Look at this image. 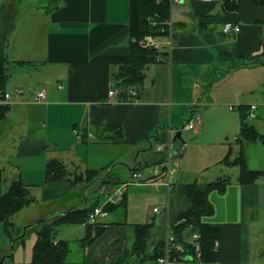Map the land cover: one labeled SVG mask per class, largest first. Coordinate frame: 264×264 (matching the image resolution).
I'll list each match as a JSON object with an SVG mask.
<instances>
[{
	"label": "crops",
	"instance_id": "crops-1",
	"mask_svg": "<svg viewBox=\"0 0 264 264\" xmlns=\"http://www.w3.org/2000/svg\"><path fill=\"white\" fill-rule=\"evenodd\" d=\"M160 8L145 13L146 21L166 31L154 34L156 60L130 100L108 94L135 41L130 0H0L4 92L10 94L0 98V191L20 179L38 202L35 212L15 214L25 213L21 224L14 218L24 230L103 203L102 183L128 182L124 200L106 217L56 225L57 239L67 242L60 264H151L147 255L164 238L165 216L157 215L170 189L230 170L224 189L209 192L212 209L202 218L215 229L216 253L186 264H264V0H183ZM226 21L239 23L240 31L224 33ZM37 90L45 91L43 100H34ZM252 103L256 117L250 119ZM245 112L259 135L240 140ZM192 116L195 127L186 128ZM240 152L246 169L259 173L256 179L239 180V166L226 163ZM51 159L71 173L47 177ZM164 161L177 170L170 189L164 180L126 178L128 171L148 176ZM145 223L151 226L146 255L130 257L136 226ZM24 232L13 240L0 226V264H30L36 233Z\"/></svg>",
	"mask_w": 264,
	"mask_h": 264
},
{
	"label": "trees",
	"instance_id": "trees-1",
	"mask_svg": "<svg viewBox=\"0 0 264 264\" xmlns=\"http://www.w3.org/2000/svg\"><path fill=\"white\" fill-rule=\"evenodd\" d=\"M230 1V0H227ZM168 0H162L159 3L156 0H130V32L135 38L130 45V56L128 60L119 65L118 70L113 76L115 86L121 88V95L125 97L127 88L138 86L144 78V69L150 62L156 60L157 53L154 49H144L138 44V40L146 34H160L166 31L165 26L148 25L146 21L147 12L153 10L159 11L168 7ZM143 5L148 6L146 10H141ZM159 6V7H158ZM234 2L229 7H234ZM160 12V11H159ZM6 29L0 30V98L5 91L7 80L6 63L4 47L6 45ZM259 134L247 121V112L241 114L238 137L240 140L254 138ZM226 163H233L239 166L238 179L241 181H252L258 177L257 171H249L243 164L242 153L240 152L234 160H227ZM87 173H90L87 171ZM69 173L64 164L51 159L46 163L47 177L66 176ZM1 181V171H0ZM228 181V177H218L209 182L201 180L191 183H183L170 189L169 210L173 216L170 218V228L175 237L169 244V257L180 256L179 261H189L195 259L193 243L187 239V235L196 232L199 235L200 261H205L208 255L216 253L214 241L217 240L215 229L202 220L203 216L211 212L212 206L208 199L209 192L216 188L222 191ZM178 202V204L175 203ZM33 202V197L27 185L20 179L11 181L4 192L0 191V226L3 232L13 240L23 238L24 230L35 231L36 240L32 249L30 264H60L64 261L67 252V242L57 239L55 227L59 223L65 222H85L88 220V213L91 208H76L62 214L52 221L40 219L39 221L24 227V230L17 227L13 221L14 215L23 207ZM176 204V206H174ZM109 207L108 209H112ZM89 229L87 230V237ZM151 235V226L148 223L136 226V240L132 251L138 252L139 247L145 252L148 247V240ZM164 235V234H163ZM165 251V239L161 238L153 244L148 253V259L151 264H157V258L162 256ZM187 257H190L187 260ZM146 260V259H145Z\"/></svg>",
	"mask_w": 264,
	"mask_h": 264
},
{
	"label": "built area",
	"instance_id": "built-area-1",
	"mask_svg": "<svg viewBox=\"0 0 264 264\" xmlns=\"http://www.w3.org/2000/svg\"><path fill=\"white\" fill-rule=\"evenodd\" d=\"M159 1V0H157ZM183 0H168L170 6L180 3ZM203 1H217V0H203ZM150 20V19H149ZM152 24H155V21L150 20ZM222 31L227 34H237L240 31V24L239 23H233L231 21H226L222 26ZM139 46L144 49H156L159 48L160 39L153 34H146L142 37V39L138 42ZM59 87H61L59 85ZM121 88L116 87L113 85L108 90V94L110 96H118L121 93ZM15 93L20 94L21 89H16ZM127 99L135 100L138 95V88L135 86L127 88L126 91ZM3 97L5 99L10 98V94L8 92H4ZM45 97V91L44 90H37L34 94V100L40 101L43 100ZM256 104L252 103L249 105L248 108V117L250 119H253L256 117ZM186 128H194L195 127V119L194 116H192L185 124ZM75 134L80 137V133L77 129H73ZM157 150H160L161 147L157 146ZM176 168L171 164L170 161H164L159 163L158 165L152 167L149 171L148 176H144L141 172H132L131 173V179H145L148 178L153 182H157L160 180H164L165 184L167 185V188H171V181L173 175L176 173ZM128 182H118V183H102L98 187V194L104 198L103 203L94 206L90 209L88 213V221L89 222H96L99 219H102L107 216L109 212V207H115L124 200L126 188H127ZM169 201L167 199V203L165 206V231H164V239H165V251L164 254L157 258V264H186L188 261H179L180 256H175L170 258L169 257V244H171L175 237L171 231L170 228V210H169ZM158 207L153 208V212H158ZM190 235V241L193 243L194 251H195V259L199 260L200 257V244L198 242L199 235L196 232L189 233ZM214 246L217 248L218 242L217 240L214 241ZM190 258V257H189ZM193 259H190L189 261H192Z\"/></svg>",
	"mask_w": 264,
	"mask_h": 264
},
{
	"label": "rangeland",
	"instance_id": "rangeland-1",
	"mask_svg": "<svg viewBox=\"0 0 264 264\" xmlns=\"http://www.w3.org/2000/svg\"><path fill=\"white\" fill-rule=\"evenodd\" d=\"M3 11H0V20H2V18H1V13H2ZM1 24V23H0ZM154 35V34H153ZM142 39V37L137 41V42H139L140 40ZM158 48H156V49H154V50H157ZM183 124V123H182ZM191 133V138H194L196 135L194 134V133H192V132H190ZM207 138H209V136H207ZM65 166V165H64ZM65 168H66V166H65ZM178 168V167H177ZM67 169V168H66ZM215 170V169H214ZM67 172L68 173H71V172H69L68 170H67ZM84 172V171H83ZM129 173H128V175H127V179H131V171H128ZM213 172L214 171H212V172H210V173H207V177H204V178H201V180L203 181V182H209V181H211L212 179H214V177H209L210 175H212L213 174ZM72 174H74V176H76V173H72ZM230 174H231V172H230V170H228V171H226L224 174H223V176H221V177H228V176H230ZM81 176V175H80ZM174 178H175V176H174ZM172 181H173V178H172ZM171 181V182H172ZM91 190L93 189H95V190H97V187H98V185H97V183H93L91 186ZM92 190V191H93ZM91 191H88L87 192V194H89ZM89 199V198H88ZM147 199V201H148V203L150 204V198L149 197H147L146 198ZM34 201V200H33ZM175 203H176V200H175ZM176 204H178V202L176 203ZM176 204L174 205V206H176ZM152 204H150V206H151ZM28 206V205H27ZM27 206H25V207H23V212H30V211H28V210H33L32 212H35L36 210H37V206H38V202H36V203H32L31 202V204L29 205V208H31V209H28L27 208ZM151 209H152V207H151ZM21 210V209H20ZM27 210V211H26ZM171 211H172V209L170 210V216L172 217L173 216V214L171 213ZM164 210L162 211V213L161 214H159V215H157V217H164L165 215H164ZM25 213H20L19 215H14V217H13V221H14V218H15V221H16V224H21V223H23L24 221H25V215H24ZM33 214V213H32ZM14 221V222H15ZM148 241H150V240H148ZM148 243V242H147ZM140 248V250H138V252H136L135 250L134 251H132L131 252V254H129V256L131 257V255H134V254H138V253H140L139 251H143V248H141V247H139ZM142 256H144L145 257V253L144 252H142ZM128 257V256H127ZM126 257V258H127ZM147 263H150V261H147ZM5 264V263H4Z\"/></svg>",
	"mask_w": 264,
	"mask_h": 264
},
{
	"label": "water",
	"instance_id": "water-1",
	"mask_svg": "<svg viewBox=\"0 0 264 264\" xmlns=\"http://www.w3.org/2000/svg\"><path fill=\"white\" fill-rule=\"evenodd\" d=\"M180 137V131H177L174 135L173 139L179 138ZM189 259V257H187V260Z\"/></svg>",
	"mask_w": 264,
	"mask_h": 264
}]
</instances>
